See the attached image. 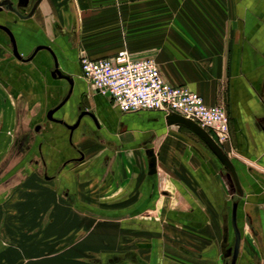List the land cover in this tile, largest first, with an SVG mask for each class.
Masks as SVG:
<instances>
[{
	"label": "crops",
	"instance_id": "obj_1",
	"mask_svg": "<svg viewBox=\"0 0 264 264\" xmlns=\"http://www.w3.org/2000/svg\"><path fill=\"white\" fill-rule=\"evenodd\" d=\"M36 1L18 9L26 15ZM0 23L23 57L47 44L74 78L54 112L63 122L49 119L69 82L53 77L47 49L17 58L0 28V155L21 170L18 183L16 174L2 185L0 263L226 264L237 200L236 264H264V0H40L28 18L5 7ZM83 48L154 58L168 82L224 105L231 137L220 145L239 174V198L191 128L169 124L164 110L122 111L96 91Z\"/></svg>",
	"mask_w": 264,
	"mask_h": 264
},
{
	"label": "built area",
	"instance_id": "obj_2",
	"mask_svg": "<svg viewBox=\"0 0 264 264\" xmlns=\"http://www.w3.org/2000/svg\"><path fill=\"white\" fill-rule=\"evenodd\" d=\"M80 65L94 89L109 96L122 111L176 112L196 120L207 130L212 129L219 143L230 139L226 108L219 103H207L187 85L168 82L154 58H136L122 49L100 58L82 54Z\"/></svg>",
	"mask_w": 264,
	"mask_h": 264
},
{
	"label": "water",
	"instance_id": "obj_3",
	"mask_svg": "<svg viewBox=\"0 0 264 264\" xmlns=\"http://www.w3.org/2000/svg\"><path fill=\"white\" fill-rule=\"evenodd\" d=\"M39 2H40V0H37L36 3L33 5V8L30 11V13L25 15V14L20 12L18 7H27L30 3V0H18L16 5L14 4L13 0H2V1H0V11H2L6 7L7 9L16 12L21 18H28L32 15V12L37 7ZM0 28L4 29L8 33V35L11 39V42H12L13 53L19 59L29 60L40 49H47L50 51V53L52 54L53 59H54V69L52 70L53 77L65 78L69 82L70 88H69V91H68L65 99L62 100L56 106L50 108L48 110L47 116L51 120L63 122V119H58L54 116V112L57 109H59L63 105V103L66 101V99L70 96V94L73 90V87H74V78L69 73H65L63 70L60 69L58 57H57L55 51L53 50V48L51 46H49L47 44H39L36 46V48L34 49V51L32 52V54L29 57H23L22 54L20 53L19 49H18L17 41H16L15 35H14L13 31L11 30V28L7 25L2 24V23H0ZM84 112H86V111H84ZM84 112H82L80 114L76 124L70 125L71 129L75 128L79 124L80 119H81L82 115L84 114ZM90 114L93 115L92 113H90ZM166 118H167V121L169 124H184V125L188 126L189 128H191L193 131H195L201 138H203V140L209 145V147L214 151V153L219 157V159L222 161L223 165L225 166V169L228 172L227 176H228L229 182H231V184H233V187H232L233 191H235L236 188H238L240 190V192L243 193V188H242V184L240 181V177H239V174L237 172V169H236L234 162L232 161L229 154L222 148L220 143L215 139V137L205 127H203L196 120L189 118V117H186V116L179 114V113H176V112L168 113ZM38 128H39V126H38ZM237 210H238V202L235 201L233 203V207H232V225H233L234 232H235V243H234V247L229 249L228 254L232 255L231 261L229 264H236L237 263L241 239H242V233H241V230H240V228L238 226V222H237ZM226 232H227V230H226Z\"/></svg>",
	"mask_w": 264,
	"mask_h": 264
},
{
	"label": "rangeland",
	"instance_id": "obj_4",
	"mask_svg": "<svg viewBox=\"0 0 264 264\" xmlns=\"http://www.w3.org/2000/svg\"><path fill=\"white\" fill-rule=\"evenodd\" d=\"M127 2V1H126ZM123 27V26H122ZM126 34L127 32H125L123 29H122V32H121V35L126 37ZM101 50H103V48H83V51L81 53L82 54H86L90 57H93V58H100V57H105L103 54H101ZM94 54H96L95 56H93ZM70 58H73L72 55H70ZM222 105V104H221ZM224 106V105H223ZM225 107V106H224ZM227 111V110H226ZM228 113V112H227ZM228 117H229V114H228ZM230 125V123H229ZM230 137H231V134H230ZM225 144H227V141L224 142ZM222 143V144H224ZM231 154H234V147L231 146ZM20 162L18 160H12L11 159V155H0V196L4 194V187H2L3 184H6V183H10V182H14L13 180H11V178L13 177H16V174L18 175L17 178H16V182L18 180L19 182V174L21 172L20 170ZM224 171H225V175L227 176L228 172L227 170L225 169V166H224ZM227 179H228V176H227ZM229 181V179H228ZM17 182V183H18ZM230 183V192H231V189L233 187V184ZM232 194V193H231ZM236 198H239V194L236 193L235 195ZM25 226L26 225H23L24 229H25ZM230 238L228 239V242L227 244L231 243L233 240V236H234V232L233 230L230 232ZM39 242H42L43 240H38ZM8 243H12L13 244V247H20L21 246V243H22V240H6V241H2V243H4L3 245L7 244ZM30 242V241H29ZM36 242V241H34ZM10 244V245H12ZM8 246V245H7ZM41 258H44L43 256H38V257H30V260L34 259H41ZM14 260H16V262L18 263H21V257L20 256H16L14 257ZM230 261V258L227 257L226 258V264H228V262ZM0 264H3V263H0Z\"/></svg>",
	"mask_w": 264,
	"mask_h": 264
},
{
	"label": "flooded vegetation",
	"instance_id": "obj_5",
	"mask_svg": "<svg viewBox=\"0 0 264 264\" xmlns=\"http://www.w3.org/2000/svg\"><path fill=\"white\" fill-rule=\"evenodd\" d=\"M235 193H238L240 194V190L238 188H236V190L234 191ZM242 194V193H241ZM237 201V200H236ZM238 202V201H237ZM231 221H232V214H231ZM237 222H238V226L240 228V225H239V221H238V210H237ZM233 227V225H232ZM241 230V229H240ZM233 231H234V228H233ZM228 242V232L225 233V239H224V251H225V256L229 257L230 258V261H231V257L232 255L231 254H228L229 253V249L230 248H233L234 247V243H235V232H234V238H233V242L230 244H227ZM229 261V263H230Z\"/></svg>",
	"mask_w": 264,
	"mask_h": 264
}]
</instances>
